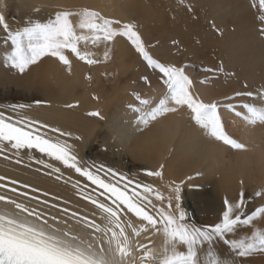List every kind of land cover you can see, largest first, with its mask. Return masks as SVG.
<instances>
[{"label": "snow or ice", "instance_id": "1", "mask_svg": "<svg viewBox=\"0 0 264 264\" xmlns=\"http://www.w3.org/2000/svg\"><path fill=\"white\" fill-rule=\"evenodd\" d=\"M4 7H0V31L3 32L0 45L6 49L5 62L21 75L44 57L57 58L69 70L70 54L89 65L100 63L87 45L107 46L123 37L150 68L158 71L166 89L158 102L133 93L138 104L129 108L144 125L169 113L186 112L204 135L237 151H247L248 147L226 130L222 108L246 126H264V87L236 91L224 98L227 103L205 102L194 91L193 78L186 71L190 65L178 66L154 57L150 52L154 45L146 44L134 20L125 22L83 6L60 9L46 20L29 18L13 27L4 14ZM251 7L258 9L260 32L264 34V0H258V5L252 0ZM212 26L216 28L215 23ZM109 57L110 49H107L103 58ZM206 71L223 72V63L215 70ZM144 80L150 83L147 76ZM205 82L207 77L201 81ZM45 103L35 101L36 106ZM32 107L24 103L0 105V153L11 149L18 155L22 149H35L64 168L74 170L85 178L84 182L72 180L71 176L64 178L61 167L45 159L36 160L51 170L47 175L56 174L57 180L71 182L76 195L92 207L87 212L71 207V202L59 195L0 176V181L8 180V184L0 183V188H8L10 184L11 193L35 202L30 206L0 195V201L18 210L0 212V264H249V257L264 254V187L246 198L241 179L238 198L224 197L217 222L198 224L181 206L183 185L192 176L179 182L165 181V165L161 163L157 169L145 172L146 176L164 182L157 187L103 164H83L78 159L76 146L67 139L81 140L82 137H73L70 131L21 115L23 110ZM90 115L100 116V113ZM70 221L79 229L75 230ZM142 236L147 242L141 241ZM153 236L161 239L158 247Z\"/></svg>", "mask_w": 264, "mask_h": 264}, {"label": "bare ground", "instance_id": "2", "mask_svg": "<svg viewBox=\"0 0 264 264\" xmlns=\"http://www.w3.org/2000/svg\"><path fill=\"white\" fill-rule=\"evenodd\" d=\"M181 1L196 3L202 11L207 10L216 25L226 23V16L235 15V30H226L224 33L227 35L224 45L228 63L234 66L241 60L239 63L245 70L247 83L254 90L264 87V48L259 40L264 38V34L252 22V14L247 10H251L249 4H252V0H170L169 3ZM145 2L146 0H0V7L6 6L4 14L13 27L22 25L29 18L46 20L60 9L87 6L125 22L134 20L139 31H144L146 19L142 12ZM171 9L172 15L164 14V10L161 18L152 22L157 24L161 21L162 25L165 18L177 24L180 16L187 12L185 8L178 10L175 4H171ZM16 15L17 20L8 19V16ZM175 32L178 37H184L182 29L176 28ZM194 33L196 32L191 34ZM2 37L3 32L0 31V38ZM142 37L149 43L146 41L147 33H142ZM117 40L111 46L87 45L100 63L89 65L70 54L72 65L69 70L57 58L44 57L23 75L8 66L5 62L6 49L0 45V105L32 104V108L21 112L22 116L70 131L73 137H82L81 140L67 139L76 146L78 159L83 164H103L127 174L129 178L153 183L157 187H161L164 182L146 176L145 172L157 169L161 163L165 165V181L174 179L179 182L192 176V180L186 183L198 187L205 184L206 179L211 180L213 192L209 202L204 200L197 203L192 200L193 195L199 194L191 191L190 187H187L185 198L181 196V206L191 220L196 218L210 224L217 222L224 207V197L229 200L238 198L241 179L244 180V190H249L248 196L264 187V126H246L240 118L222 108L226 130L248 147L247 151H237L204 135L186 112L169 113L147 126L144 125L138 114L129 108V105L138 104L133 93L138 92L158 102L166 89L160 82L158 71L150 68L137 52L128 54L127 48L133 47L131 43ZM107 49H110V57L104 60L103 54ZM164 50L166 54L170 51L167 48ZM166 59L168 63L181 66L179 62L172 61L170 56ZM186 71L206 101L228 102L224 98L231 96L232 91L223 87L219 88L218 94L214 93L216 82L205 70L187 68ZM145 76L150 83L144 80ZM205 77L207 82L201 83ZM194 91L196 92L195 88ZM36 100L47 103L36 106ZM67 104H74L76 107L68 108ZM97 111L100 116L90 115ZM10 114L16 116L15 113ZM92 137H99L102 146L110 151L94 152V146L99 145L93 144L95 138ZM88 150L92 152L89 153ZM37 159H45L48 163L61 167L64 178L71 176L72 180L85 181L74 170L64 168L60 162L35 149H22L18 155L11 149L0 153V176L47 190L69 200L71 207L91 211L92 206L76 195L71 182L66 184L64 179L57 180L56 174L47 175L51 170L36 163ZM129 159L138 167H129ZM8 180L0 183L8 184ZM11 187L9 184L8 188H0V195L10 196L30 206L35 203L11 193ZM16 211L18 210L12 205L0 201V212ZM69 223L75 230L79 229L74 222ZM140 239L147 242L143 236ZM152 239L158 247L161 239L157 236ZM248 260L249 264L259 263V259L253 256ZM260 260L264 261V257Z\"/></svg>", "mask_w": 264, "mask_h": 264}, {"label": "rangeland", "instance_id": "3", "mask_svg": "<svg viewBox=\"0 0 264 264\" xmlns=\"http://www.w3.org/2000/svg\"><path fill=\"white\" fill-rule=\"evenodd\" d=\"M169 1L170 0H146L143 5L142 13L144 14L143 17L146 19V26L145 30H140V32L141 34L147 33L148 37L146 41L149 43L146 44L154 45V47L150 48V52L154 55V57L159 58L162 62H167L166 58L170 56L172 57V61L179 62L181 66L190 65L188 68L205 70V72L216 82L214 86V93L216 94H218L219 88L222 89L223 87L227 91H232L231 95H233L236 91L254 90V87L249 85L245 80V70L239 63L241 60L234 66H231L228 63V56L224 45V39L227 35L225 36L224 33L226 30H235V20L233 18L235 15L230 14L226 16V23L216 25L214 20L208 14V11H202L198 4L189 1L172 3H169ZM256 3L258 5V0H256ZM171 4H175L178 10L185 8L187 12H185L183 16H180L177 24L175 22H171V19L166 20L165 18H163L164 22L162 25H160L161 21L154 24L152 21L160 19L164 10V14L168 13L169 15H172ZM249 6H251V4H249ZM247 10L250 11V14H252V22H254L260 29L262 25L259 22V16L257 14L258 9L251 7V10L248 8ZM10 18L17 20L18 15L8 16V19ZM213 23H215L216 28L212 26ZM176 28H180L185 32H183V38L177 36L175 32ZM192 32L196 33L191 34ZM117 39L123 40L121 42H129L123 37ZM259 40L263 44L262 46L264 48V38H260ZM173 41H176L177 43H173ZM164 48L170 49V51L166 54ZM127 52L128 54L135 53L136 51L134 46L130 47V49L127 48ZM221 63H223L224 66L223 72L206 71V69H217ZM245 85H247V87H245ZM194 88L196 92L200 94L201 98L204 99L195 85ZM205 102L208 101L205 100ZM93 138H95L93 144L99 145L94 146V152L102 150L110 151L102 146L99 137H92V139ZM88 151L89 153L92 152V150ZM127 164L131 168L137 166V164L133 163L131 159H129V161L127 160ZM211 183L212 181L207 179L205 180V184L198 187L196 185H192V187L188 183H185L182 188L181 196L182 198H185L187 187H190L191 191L193 190L195 193L198 192L200 195H193L192 200H195L197 203L204 202V200L209 202L208 199L212 198L211 194L213 192L210 187ZM248 191L249 190L245 191V195H247ZM247 197L248 195L246 198ZM256 202H258V200ZM192 220L198 224H210L208 221H199L198 219L196 220V218H193ZM253 257L259 259V263L257 264H264V261L260 260L264 257V254L257 253L256 256L254 255ZM251 262H254V260Z\"/></svg>", "mask_w": 264, "mask_h": 264}]
</instances>
